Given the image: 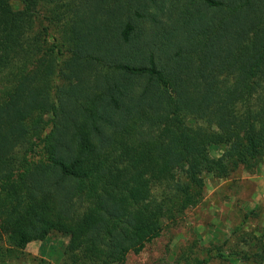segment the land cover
<instances>
[{"label": "trees", "instance_id": "obj_1", "mask_svg": "<svg viewBox=\"0 0 264 264\" xmlns=\"http://www.w3.org/2000/svg\"><path fill=\"white\" fill-rule=\"evenodd\" d=\"M263 162L264 0H0V264H122Z\"/></svg>", "mask_w": 264, "mask_h": 264}, {"label": "rangeland", "instance_id": "obj_2", "mask_svg": "<svg viewBox=\"0 0 264 264\" xmlns=\"http://www.w3.org/2000/svg\"><path fill=\"white\" fill-rule=\"evenodd\" d=\"M259 171L255 177L237 174L229 180L208 176L201 203L188 209L176 226L166 228L143 252L129 254L122 264H186L189 258L203 259L219 247L228 255L241 256L232 264H264V250L259 257L249 255L255 250L251 248L254 238L264 241V162ZM251 212L254 215L248 217ZM68 241L51 236L43 245L34 242L24 250L22 260L8 264H63Z\"/></svg>", "mask_w": 264, "mask_h": 264}]
</instances>
